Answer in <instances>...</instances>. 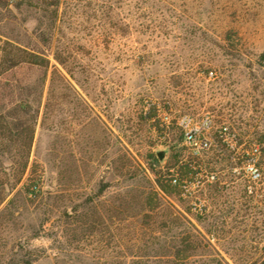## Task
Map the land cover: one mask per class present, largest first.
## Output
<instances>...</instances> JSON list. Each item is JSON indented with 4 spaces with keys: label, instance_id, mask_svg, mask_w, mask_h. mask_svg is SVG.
Here are the masks:
<instances>
[{
    "label": "rangeland",
    "instance_id": "obj_1",
    "mask_svg": "<svg viewBox=\"0 0 264 264\" xmlns=\"http://www.w3.org/2000/svg\"><path fill=\"white\" fill-rule=\"evenodd\" d=\"M0 36L46 54L75 88L41 107V192L16 196L28 170L0 193V264H157L188 220L225 238L212 242L230 264H264V202L216 137L264 135V0H0ZM185 114L211 117L209 151L184 142Z\"/></svg>",
    "mask_w": 264,
    "mask_h": 264
},
{
    "label": "trees",
    "instance_id": "obj_2",
    "mask_svg": "<svg viewBox=\"0 0 264 264\" xmlns=\"http://www.w3.org/2000/svg\"><path fill=\"white\" fill-rule=\"evenodd\" d=\"M55 60L59 65H64L58 56H55ZM66 71L71 78L74 77L69 70ZM65 88L71 92L75 90L68 77L56 64L51 63L46 54L0 36V193L5 190L12 193L17 189L28 170L30 173L26 178L27 183L22 185L16 196L27 199L41 192L42 176H34L36 163H30L36 126L43 104L45 108L48 107L56 98V93ZM46 91L48 95L44 103ZM222 128L218 130L216 137L233 151V159L241 161L242 169L253 164L260 173L257 181L248 176L249 184L245 193L253 202H264V187H261L264 186V135L255 143L243 145L237 142L236 134L229 132L227 137ZM214 143L216 140H213L212 147ZM226 159L229 160V157ZM214 179V173H205L197 184V189H201L205 181L211 182ZM151 191L154 192L153 189ZM6 197H1L0 201H4ZM14 198L9 201L11 207L16 202ZM186 198L192 204L197 199L192 192ZM206 208V205L199 208L198 215L206 213ZM178 214L179 212L177 217ZM230 216L229 211L224 216L223 224L228 223ZM188 224L189 229L180 238L179 245L155 255L160 260L157 264H166L162 263L164 259H168V262L172 260L174 264L177 261L182 264H230L212 242L214 239L217 242L224 240L223 236L210 230L202 232L190 220ZM223 251L230 258L234 257L232 250L225 248Z\"/></svg>",
    "mask_w": 264,
    "mask_h": 264
},
{
    "label": "built area",
    "instance_id": "obj_3",
    "mask_svg": "<svg viewBox=\"0 0 264 264\" xmlns=\"http://www.w3.org/2000/svg\"><path fill=\"white\" fill-rule=\"evenodd\" d=\"M177 125L182 131L184 142L196 152L207 151L212 147L213 139L210 136V131L213 128V121L210 116L206 115L197 119L192 115L185 114L178 119ZM222 130L228 137V128L223 127ZM246 168L251 180L257 181L260 178V173L253 164L248 165ZM169 179L172 185L178 186L183 190L184 196L190 193L187 186L182 184L178 176H171Z\"/></svg>",
    "mask_w": 264,
    "mask_h": 264
}]
</instances>
